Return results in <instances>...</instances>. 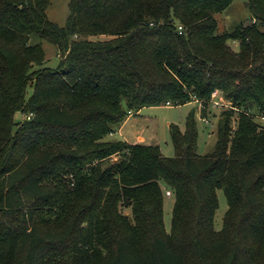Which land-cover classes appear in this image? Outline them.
Listing matches in <instances>:
<instances>
[{
    "label": "trees",
    "instance_id": "16d2710c",
    "mask_svg": "<svg viewBox=\"0 0 264 264\" xmlns=\"http://www.w3.org/2000/svg\"><path fill=\"white\" fill-rule=\"evenodd\" d=\"M232 1L70 0L61 27L49 0H0V264H264V0L218 32ZM214 91L209 154L194 109L168 126L173 157L111 138L131 112Z\"/></svg>",
    "mask_w": 264,
    "mask_h": 264
},
{
    "label": "rangeland",
    "instance_id": "374dc122",
    "mask_svg": "<svg viewBox=\"0 0 264 264\" xmlns=\"http://www.w3.org/2000/svg\"><path fill=\"white\" fill-rule=\"evenodd\" d=\"M70 0H49V6L46 10L48 19L57 25L63 27L66 24L68 16V5ZM218 22V32L231 31L240 22L250 23L251 14L245 2L242 0H234L223 11L215 14ZM264 30V26L262 27ZM46 59V66L50 68L57 67L59 63V55L57 54L56 47L47 41H41ZM233 48L236 47V43H232ZM32 89L30 85L26 87L25 98L27 99L31 95ZM191 104H184L179 106H152L144 108L139 115L141 117H147L149 124L152 123L151 131L156 134L157 143L163 155L167 157H173L175 154L173 145L169 138V124H176L183 130L185 126V119L189 111L195 110V123L197 128V147L196 152L199 155H206L213 151L216 143V119L212 116L213 112H218L219 108L214 107L212 103L203 105L202 102L198 103L195 100L191 101ZM222 107V106H218ZM225 107V106H224ZM205 110L208 114L204 118L202 112ZM140 116H138L140 118ZM23 119V113L16 111L14 114V121H21ZM260 124H264V119L260 117L257 119ZM143 128V127H142ZM145 128H143L144 130ZM115 161L116 156L105 160V164L110 161ZM218 207L214 215L213 226L214 229L219 231L222 226V218L227 209V202L223 191H217ZM173 198L168 195H164L163 203V221L166 233H170L171 230V216H172ZM126 213L129 210H124Z\"/></svg>",
    "mask_w": 264,
    "mask_h": 264
},
{
    "label": "crops",
    "instance_id": "0c3cea01",
    "mask_svg": "<svg viewBox=\"0 0 264 264\" xmlns=\"http://www.w3.org/2000/svg\"><path fill=\"white\" fill-rule=\"evenodd\" d=\"M188 104H193L189 102ZM170 106V105H167ZM146 108V107H144ZM137 112H131L116 131L111 135V138L124 140L127 143H142L149 145H158L156 134L151 131L152 123L149 124L147 117H141L139 113L144 109ZM140 116V118L138 117ZM145 128L143 130V128Z\"/></svg>",
    "mask_w": 264,
    "mask_h": 264
},
{
    "label": "built area",
    "instance_id": "2783aa9c",
    "mask_svg": "<svg viewBox=\"0 0 264 264\" xmlns=\"http://www.w3.org/2000/svg\"><path fill=\"white\" fill-rule=\"evenodd\" d=\"M179 31H181V26H178ZM198 103H201V101L195 100ZM210 102L214 107L218 106H227V102L220 96V94L217 91H214L211 96ZM30 116L28 115L27 118ZM261 119H264V115L260 117ZM166 195L170 196V191H166Z\"/></svg>",
    "mask_w": 264,
    "mask_h": 264
},
{
    "label": "water",
    "instance_id": "95a60500",
    "mask_svg": "<svg viewBox=\"0 0 264 264\" xmlns=\"http://www.w3.org/2000/svg\"><path fill=\"white\" fill-rule=\"evenodd\" d=\"M245 5H246V3H245Z\"/></svg>",
    "mask_w": 264,
    "mask_h": 264
}]
</instances>
